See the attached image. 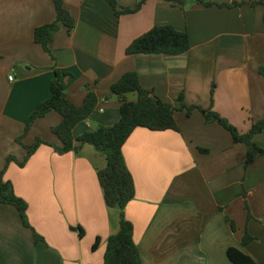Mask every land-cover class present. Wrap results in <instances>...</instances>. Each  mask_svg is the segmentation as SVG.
I'll return each mask as SVG.
<instances>
[{
    "label": "crops",
    "instance_id": "crops-1",
    "mask_svg": "<svg viewBox=\"0 0 264 264\" xmlns=\"http://www.w3.org/2000/svg\"><path fill=\"white\" fill-rule=\"evenodd\" d=\"M115 1L135 8L143 0ZM185 1L181 7L146 0L139 12L117 17L106 0H64L76 27L55 34L54 61L34 40L37 28L56 20L53 0H0V173L9 156L25 158L21 137L27 146L38 139L60 145L52 132L62 121L56 112L24 134L28 118L51 97L55 67L66 74L74 104L90 92L99 98L75 138L120 120L122 101L112 86L129 72L162 101L179 107L183 95L188 106L216 112L241 134L264 120V5L252 4L264 0ZM233 3L243 6L221 7ZM166 25L188 32L187 53L126 54L135 40ZM175 118L179 132L139 128L123 148L136 186L125 215L143 264H232L230 248L264 264V157L246 168L247 147L222 126L206 124L198 110H179ZM253 141L264 149V131ZM103 157L90 145L66 154L42 145L25 167L8 166L5 179L28 204L31 228L14 206H0V264H104L120 211L104 199ZM246 233L254 241L243 247Z\"/></svg>",
    "mask_w": 264,
    "mask_h": 264
},
{
    "label": "trees",
    "instance_id": "trees-1",
    "mask_svg": "<svg viewBox=\"0 0 264 264\" xmlns=\"http://www.w3.org/2000/svg\"><path fill=\"white\" fill-rule=\"evenodd\" d=\"M106 1L112 7L116 16L121 17L139 12L146 0L140 2L135 8L120 7L115 0ZM166 1L181 7L186 5L185 0ZM53 2L56 10V20L51 24L37 28L34 33V40L56 61L51 48L55 34L62 27L67 28L68 33L72 34L76 27V21L65 8L64 0H53ZM199 3L210 6L206 2L199 1ZM252 4L264 5V1ZM241 6L243 4L238 3L221 5L223 8L231 9ZM190 49L191 42L188 32L178 31L173 26L166 25L154 27L135 40L127 49L126 54L180 56ZM54 71L55 77L51 83V97L42 102L28 118L24 134L26 135L31 131L37 120L51 112H56L61 116L62 121L52 129V132L60 145L38 139L33 145L27 146L22 142L23 137L17 139V143L26 150L27 154L22 161L14 156H9L6 159V166L0 173V206H14L18 210L24 226L31 228L27 217L28 204L16 195L12 183L5 179L8 166L11 163H16L21 168L25 167L42 145L52 147L59 154L79 153L84 146H93L107 159L106 167L98 175L106 205L120 211V230L108 239L104 264H143L140 251L134 240L133 224L125 215L126 206L135 199L136 186L127 166L123 148L135 130L143 128L154 132L169 130L179 132L175 113L179 110H186L188 115H191L198 110L204 116L206 124H219L231 134L236 142L247 147L246 168L256 158L264 157V149L259 148L253 141L257 135L264 131V120L255 123L248 133L241 134L229 121L216 112L196 106H188L183 95L179 98V107L162 101L152 91L142 87L140 76L136 72L126 73L112 86V92L122 101L120 120L113 126L100 127L96 131L86 132L81 137L75 138L74 130L79 124L92 117L99 104V98L94 92H90L82 105L74 104L68 98L63 83L66 74L57 67ZM259 73L264 77V66L260 68ZM129 94H137V100L135 102L128 101L126 96ZM36 240L41 241L42 238L36 234ZM252 241H254V238L246 233L242 240V246H247ZM96 247L97 244L94 248ZM228 257L232 264H257L237 248H230Z\"/></svg>",
    "mask_w": 264,
    "mask_h": 264
},
{
    "label": "built area",
    "instance_id": "built-area-1",
    "mask_svg": "<svg viewBox=\"0 0 264 264\" xmlns=\"http://www.w3.org/2000/svg\"><path fill=\"white\" fill-rule=\"evenodd\" d=\"M9 80L12 82L14 80V78L13 77H10Z\"/></svg>",
    "mask_w": 264,
    "mask_h": 264
},
{
    "label": "rangeland",
    "instance_id": "rangeland-1",
    "mask_svg": "<svg viewBox=\"0 0 264 264\" xmlns=\"http://www.w3.org/2000/svg\"><path fill=\"white\" fill-rule=\"evenodd\" d=\"M103 159H106V157H105V158L103 157ZM105 161H106V160H105Z\"/></svg>",
    "mask_w": 264,
    "mask_h": 264
}]
</instances>
